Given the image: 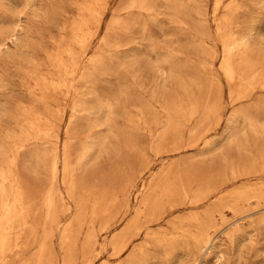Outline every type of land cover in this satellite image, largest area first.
Returning <instances> with one entry per match:
<instances>
[{"label":"rangeland","instance_id":"rangeland-1","mask_svg":"<svg viewBox=\"0 0 264 264\" xmlns=\"http://www.w3.org/2000/svg\"><path fill=\"white\" fill-rule=\"evenodd\" d=\"M231 44L264 77V0H0V264H190L150 239L214 207L200 263L264 264V89H229ZM166 177L181 208L116 257L121 207Z\"/></svg>","mask_w":264,"mask_h":264},{"label":"bare ground","instance_id":"bare-ground-1","mask_svg":"<svg viewBox=\"0 0 264 264\" xmlns=\"http://www.w3.org/2000/svg\"><path fill=\"white\" fill-rule=\"evenodd\" d=\"M99 2H97V3H99ZM95 5H99V4H95ZM93 7H94V5H93ZM91 9H93V8L91 7ZM91 9L89 8V10H91ZM216 10H217V8H216ZM94 11H97V10H94ZM218 11L219 10H217V12ZM91 12H93V11H91ZM100 12L101 11H99V13ZM94 13H96V12H94ZM87 15H89V14L87 13ZM95 18L97 20V17H95ZM92 20H94V19L91 18V21ZM91 21H90V24L92 25V27L93 28H94V26L96 27V25H93L94 23L92 24ZM92 22H95V20L92 21ZM96 24H97V30H99L101 28V24H100L99 18L96 21ZM94 31H93V33H94ZM99 31H101V30H99ZM99 31H97V32H99ZM93 35L95 36V34H93ZM82 36H84V35H82ZM78 39H80V38H78ZM84 39H85V37H84ZM78 42L81 44L84 41H81V39H80ZM235 52H236V47L234 45L231 44V45L227 46L225 54H224L223 59H222V65H221L222 66L221 70L223 69L222 71H224V73L226 75L229 89L232 90V91L242 92V90L246 89L247 87L250 88V87L255 86L257 84H259V88L264 89V77L263 76L261 77L259 75V73L256 71V69L249 70V72H247L245 70V69H248V68H245L243 70H238V67H236V65H235L236 63H235V60H234ZM60 87H63V86H60ZM55 158L57 159V156ZM67 164H68L67 160L65 159L63 161V166H62V172H63V175H65V176L68 173V165ZM53 170H54V174L57 175L58 171H59V167H58V163L57 162L55 163ZM145 185H142V188L139 191H137L138 192L136 194V199L138 201L137 207L132 208L128 204L126 206H122L121 207L122 209H123V207H125V209H124L125 211L122 212L124 215L131 214V213H133V215L128 220V222L117 233L114 234V236L112 237V239L109 242V245L111 246V248H112V250L114 252V255L116 257H118V258H119V256H121L130 247V245L132 244L133 240H135L136 238H139L142 235H144V238H147V237L150 238L151 235L149 234V230H151L150 229V228H152L151 226L160 224L159 223V219L161 221V218H163V221H161V223L164 222L165 217L168 218V216H171L175 212V210L178 207H180V204L177 203V200H179L181 197H186L187 196V191H186L187 189L185 190V188L181 185V182L179 183L178 179H171V178H168V177H166L164 179L162 178L161 181L154 188H152V187L151 188L150 187L147 188ZM221 189H223V188H221ZM221 189H220V191H221ZM194 190H197V189L195 188ZM119 193L120 192H118V193H116L114 195L115 197H113V199L110 200V203L107 202L108 200L106 201V200L103 199L104 201L107 202V205H108L107 207H106V205H104V208L100 212L101 217L104 220H106V218H108L109 215L111 216V208H112L113 205L114 206L116 205V207L118 209L120 208V206H121L120 205L121 198H120ZM121 193H123V192H121ZM240 193H242V192H240ZM196 194H197L196 198H195V203L196 204L197 203L200 204V202H202V201H204L205 199L208 198L207 189H203V188L199 189L198 193H196ZM221 194H222V192H221ZM234 194H235V192H234ZM123 195H124V193H123ZM48 198H49V196H48ZM213 198H215V197H213ZM246 198H248V196L242 194V195H239L238 199L241 201V200H244ZM223 199H224V197H223ZM223 199H221V200H223ZM50 200L51 199L49 198L48 203H47V208L50 209V211H51V207L54 209V207H53L54 202L51 200V202H53V205H52V203L49 202ZM235 200H237V199H235ZM215 204H217V203H215ZM141 207H143L144 209L142 210ZM209 207L210 206L208 204L207 208H209ZM188 208H187V210H188ZM191 208H193V210H194V207H191ZM50 211H48V212H50ZM94 211H93V214H94ZM50 213L52 214L54 212H50ZM50 213H49V215H50ZM95 213H97V212H95ZM217 213H219V209L217 207H214V208L207 209L203 214H196L194 216H190L188 218H183V219L180 218L177 221H173V222L170 223L169 230H165L163 232L158 233L157 235L151 237L150 240H153L157 246L165 245V246L173 247L175 245L183 244V245H185L187 247V251L190 254V257H191L190 264H202V263H200V260L198 259V257H199V254L205 253L204 249H207V250L210 249L211 244H213L212 243L213 242V240H212L213 238L211 239V230H212L214 224L216 223V221L218 220L217 219ZM220 214H223V213H220ZM52 218L53 217H51L49 219H51L52 222H53L54 219H52ZM170 219H172V218H170ZM167 221H170V220H167ZM53 223H55V222H53ZM222 223H223V221H222ZM157 227H159V226L157 225ZM104 230H105V228H104ZM106 232L108 233V230ZM229 235H230V233H229ZM215 242L216 241H214V243ZM4 245H5V241L1 239L0 240V249H3ZM87 245H88V243H87ZM89 246H86V249H88ZM93 246H94V244H93ZM92 249H93V247H92ZM143 249H144V247H139L138 251L133 253V255L131 256L129 261L133 262V263L136 262L139 259V254H141L143 252ZM224 256H225L224 252H218L217 256H216V258H217L216 260L220 261V260H222L224 258ZM187 257H188V255H187ZM117 263H119V262H117Z\"/></svg>","mask_w":264,"mask_h":264}]
</instances>
